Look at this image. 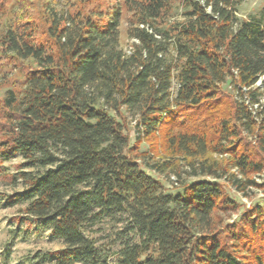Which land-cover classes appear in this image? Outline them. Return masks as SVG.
<instances>
[{
  "label": "trees",
  "instance_id": "16d2710c",
  "mask_svg": "<svg viewBox=\"0 0 264 264\" xmlns=\"http://www.w3.org/2000/svg\"><path fill=\"white\" fill-rule=\"evenodd\" d=\"M240 1L184 0L183 19L165 22L159 19L170 0H130L136 18L128 51L120 44L121 10L112 4L71 12L48 0L44 38H35L30 24L0 33L9 56L30 62L23 85L7 90L0 105V162L20 154L19 166L36 168L18 171L24 190L7 200L28 198L14 221L49 229L64 244L42 258L55 264H264V199L237 220L216 224L214 212L236 202L224 195L216 162L205 157L209 145L213 149L207 132L168 136L170 147L192 158L191 175L213 177L171 192L154 172L173 163L130 156L118 117L124 108L150 136L182 124V116L193 120L202 106H219L230 96L223 86L234 87L240 97H232L217 127L228 146L214 149L228 152L243 174L259 170L244 134L252 133L264 155V103L255 86L264 85V13L239 17ZM117 211L138 240L124 241L112 262L85 229Z\"/></svg>",
  "mask_w": 264,
  "mask_h": 264
},
{
  "label": "rangeland",
  "instance_id": "374dc122",
  "mask_svg": "<svg viewBox=\"0 0 264 264\" xmlns=\"http://www.w3.org/2000/svg\"><path fill=\"white\" fill-rule=\"evenodd\" d=\"M63 9L73 12L82 9L84 12L96 10H107L109 4L118 5L121 10L120 19V44L128 51L131 48L132 39L128 36V30L135 23L136 13L132 9L130 0H53ZM168 10L163 13L159 21H171L173 19L182 20L184 10V0H170ZM48 0H0V33L14 24L26 27L30 24L37 28L38 33L35 38H44L40 32L44 29L45 23L41 18L44 6ZM264 13V0H241L237 9V16L247 18L250 14L260 15ZM5 46L0 42V105L6 95V91L18 90L23 84V75L30 65L29 61H18L9 56ZM263 82V81H262ZM258 81L255 86H260L258 96L264 103V85ZM262 84V85H261ZM254 86V87H255ZM224 91L230 96L215 107L202 106L195 111L194 119H187L182 116V124L175 122L162 126L158 131L150 136L141 133L138 127L137 117L120 109L119 119L124 123L125 130L129 137L127 150L130 156L137 158L140 162H159L169 160L174 168L165 172H154L160 179L166 190L175 192L182 189L183 182H191L194 179H212L211 175H191L189 161L190 157H185L183 153L175 151L168 144V136L185 131H206L207 138L211 142L213 149L209 145L205 157L209 161L216 162L217 172L221 174L218 181L222 184L225 196L233 198L236 207L223 210L218 208L214 212L216 224L225 226L237 220L246 209L254 203L264 199V155L258 152L255 145V137L252 133L244 134L247 147L255 160L261 161V168L246 174L241 173L231 161V155L222 151L220 147L228 146V141L218 136V122L222 118H227L232 108V97L238 99L240 96L234 87L224 85ZM253 88V87H251ZM175 89V84L173 86ZM3 119L0 111V138ZM205 132V133H206ZM220 143V144H219ZM214 146H220L214 149ZM24 160L20 154H15L4 158L0 162L2 171L0 172V264H55L54 259L42 258V252L56 251L64 247L61 239L50 233L49 229L41 228L35 223L25 226L24 223L14 221L15 216L22 215V208L27 204L28 198L22 197L19 200L9 201V194L24 190L22 179L17 175L19 170L33 171L34 166L22 165ZM225 170V171H223ZM233 174V175H231ZM243 180V185H239L234 179ZM251 181V182H249ZM86 233L96 239V244L105 246L108 253V260L117 262L120 258L119 250L124 241L136 242L138 236L131 228L124 213L119 211L102 217L96 224L86 227ZM249 261V260H247ZM70 264H88L80 261H73ZM249 264V263H247Z\"/></svg>",
  "mask_w": 264,
  "mask_h": 264
}]
</instances>
